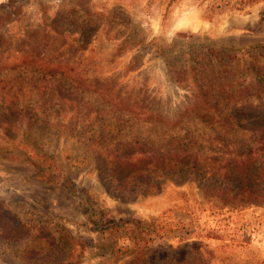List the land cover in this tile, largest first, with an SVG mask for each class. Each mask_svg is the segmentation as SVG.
Masks as SVG:
<instances>
[{
  "label": "rangeland",
  "instance_id": "1",
  "mask_svg": "<svg viewBox=\"0 0 264 264\" xmlns=\"http://www.w3.org/2000/svg\"><path fill=\"white\" fill-rule=\"evenodd\" d=\"M0 124V264H264V0H0Z\"/></svg>",
  "mask_w": 264,
  "mask_h": 264
},
{
  "label": "trees",
  "instance_id": "2",
  "mask_svg": "<svg viewBox=\"0 0 264 264\" xmlns=\"http://www.w3.org/2000/svg\"><path fill=\"white\" fill-rule=\"evenodd\" d=\"M242 2L246 3V4H254L260 0H241ZM44 55L46 56L47 54L44 53ZM43 55V56H44ZM233 57V56H232ZM222 57L219 56V59H221ZM34 62H31V67H40L37 66L35 64H33ZM42 68V67H41ZM49 72H52L51 70H48ZM55 72V71H53ZM63 76V74H62ZM8 128L7 130H13L12 124H0V131H4L5 128ZM185 152V151H184ZM39 167V172H42V168ZM43 173V177L46 179L49 176L47 175V173L42 172ZM66 188H71V182L70 181H66V184L64 185ZM0 228L2 229V231L5 233H7V235H9L11 238L15 239V238H21L23 236H25L27 234V229L25 228L24 224L18 223L17 221L10 219V217L8 216V213L6 211L3 210L2 207V203L0 202ZM144 250H142L141 252H143Z\"/></svg>",
  "mask_w": 264,
  "mask_h": 264
}]
</instances>
